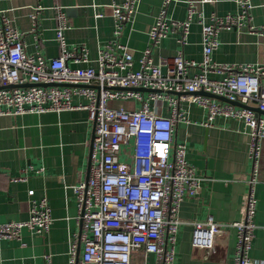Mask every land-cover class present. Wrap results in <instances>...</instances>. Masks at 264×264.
<instances>
[{"label":"built area","instance_id":"2783aa9c","mask_svg":"<svg viewBox=\"0 0 264 264\" xmlns=\"http://www.w3.org/2000/svg\"><path fill=\"white\" fill-rule=\"evenodd\" d=\"M137 1L111 5L113 38L98 48L96 68L70 65L90 59L85 45L67 47L64 32L70 24L61 7H57L55 27L59 54L51 58L27 53L23 32L0 14V115L87 110L92 123L89 170L73 186L83 264H147L149 254L154 257L152 264H175L179 207L185 197L198 194L202 181L186 159L185 142L174 140L175 125L191 121L183 105L204 109L206 117L198 122L204 126H210L217 115L241 121L249 136L252 166L245 178L240 219L193 221L191 245L202 248L209 259L233 227V264H252L249 251L257 226L254 190L264 141V65L217 63L212 53L221 30L246 27L264 35V24H251V0H235L236 12L212 11L208 21L203 5H215L218 0H184L182 20L168 18L167 5L172 0H163L135 68L134 56L119 35ZM31 18L36 31L35 15ZM194 19L201 26L200 60L187 58L179 49L171 57L154 61V47L169 34L175 33L178 43H185ZM34 37L39 39L38 34ZM75 95L87 101L73 103ZM52 221L46 198L33 200L27 219L0 223V239H19L23 228L45 234ZM77 246L75 238L69 245V264H77ZM43 260L51 264L49 254Z\"/></svg>","mask_w":264,"mask_h":264},{"label":"crops","instance_id":"0c3cea01","mask_svg":"<svg viewBox=\"0 0 264 264\" xmlns=\"http://www.w3.org/2000/svg\"><path fill=\"white\" fill-rule=\"evenodd\" d=\"M122 1L0 0V14H5L23 32L27 53L51 58L59 54L55 27L57 7H61L70 24L64 32L67 47L85 45L90 59L87 63L71 62L70 65L96 68L98 48L113 38L111 5ZM162 1L138 0L130 19L122 26L119 40L133 54L135 68L148 43V31ZM251 3V24H264V0H251ZM237 10L235 0H218L215 5H203L206 21L212 11L224 15ZM32 14L35 15L36 31H32ZM167 16L184 19V0H172L167 5ZM200 31L201 26L194 19L184 44L178 43L175 33L169 34L154 47V61L157 62L159 57H171L179 49L187 58L200 60ZM35 34H38V40ZM218 39V47L212 53L215 62L264 65V35L242 27L223 29ZM210 77L218 76L210 74ZM72 101L85 103L87 99L75 95ZM183 106L192 122L177 123L174 140L185 142L186 159L202 181L198 194L185 197L180 204L181 223L176 236L174 263L233 264L235 228H229L218 251L209 259L202 248L191 245V234L193 221L233 222L240 219L241 201L247 188L245 178L252 166L248 156L249 136L239 120L217 115L210 126H204L198 124L206 117L204 109L196 104ZM91 136L92 123L84 108L0 115V223L27 219L29 205L42 197L46 198L53 218L45 234H35L23 228L19 239H0V264H44V254H49L51 264H69V245L75 238L78 245L76 263L83 264L73 186L88 175ZM14 177L22 179L15 180ZM29 190L33 193L29 194ZM254 191L257 226L249 255L252 264H264V141ZM153 258L149 254L147 264H152Z\"/></svg>","mask_w":264,"mask_h":264},{"label":"water","instance_id":"95a60500","mask_svg":"<svg viewBox=\"0 0 264 264\" xmlns=\"http://www.w3.org/2000/svg\"><path fill=\"white\" fill-rule=\"evenodd\" d=\"M57 85H64V84H62V83H59V84H57ZM65 85H67V84H65ZM136 90H145V89H143V88H139V89H136ZM202 94H205V95H207V96H210V97H214V98H218V99H220V100H225V98H223V97H221V96H218V95H214V94H212V93H207V92H202ZM237 104H239V103H237ZM256 111H259L257 108L255 109Z\"/></svg>","mask_w":264,"mask_h":264}]
</instances>
